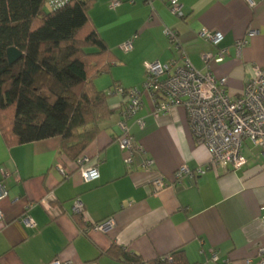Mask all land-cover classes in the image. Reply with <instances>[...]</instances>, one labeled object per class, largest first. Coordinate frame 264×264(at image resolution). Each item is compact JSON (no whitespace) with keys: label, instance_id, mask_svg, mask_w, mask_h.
Here are the masks:
<instances>
[{"label":"crops","instance_id":"obj_1","mask_svg":"<svg viewBox=\"0 0 264 264\" xmlns=\"http://www.w3.org/2000/svg\"><path fill=\"white\" fill-rule=\"evenodd\" d=\"M184 16L175 17L159 0H93L91 23L106 42L115 62L95 79L99 92L108 94L114 114L102 126L82 156L91 160L99 179L86 181L77 167L61 155V137L10 146L0 132V182L2 170L10 174L9 198L0 201V264H128L115 260L112 247L150 263L181 250L190 264H257L264 247V157L263 150L244 143L248 162L238 171L207 170L203 176L177 182V170L206 168L210 151L195 141L187 112L175 107L170 114L154 116L155 105L143 95V106L129 125L143 154L131 166L125 164L117 138L118 122L125 100L111 91L115 84L125 89L141 88L145 64L178 61L186 56L202 73L227 79L233 98L242 94L247 81L264 72V0H179ZM118 6L112 8V3ZM178 33L180 49L164 34ZM207 28L223 34L215 46L200 37ZM254 32L251 34L250 32ZM137 36L133 50L119 46ZM247 44L239 52L236 43ZM228 50L221 62L220 50ZM136 119H143L140 129ZM155 162V173L142 169L145 159ZM59 167L69 174L65 179ZM161 175L167 186L155 193L153 177ZM16 178H20L16 182ZM80 201L89 222L114 219L106 232L95 231L83 217L73 213ZM33 206L28 209L29 205ZM27 218L35 227L27 225ZM216 253L219 262H211Z\"/></svg>","mask_w":264,"mask_h":264},{"label":"trees","instance_id":"obj_2","mask_svg":"<svg viewBox=\"0 0 264 264\" xmlns=\"http://www.w3.org/2000/svg\"><path fill=\"white\" fill-rule=\"evenodd\" d=\"M93 0H71L44 12L46 0H0V132L10 146L61 137L72 163L96 139L114 112L95 79L116 60L91 23ZM23 57L10 64L7 51ZM81 217L80 215H76ZM128 264H190L183 251L150 263L112 247Z\"/></svg>","mask_w":264,"mask_h":264},{"label":"built area","instance_id":"obj_3","mask_svg":"<svg viewBox=\"0 0 264 264\" xmlns=\"http://www.w3.org/2000/svg\"><path fill=\"white\" fill-rule=\"evenodd\" d=\"M71 0H46V6L50 10H58L64 7ZM150 2V0H148ZM163 2L172 15L178 18L184 16L182 5L179 0H159ZM251 8L256 6L253 0H245ZM118 2L112 3L111 7L118 6ZM253 34L254 32H250ZM164 34L172 46L180 49L178 33L170 28L164 30ZM200 37L215 46L220 45L224 36L219 31H212L204 28ZM137 36L119 46L123 53L133 50ZM247 41L242 40L236 43L239 52L245 47ZM228 50L223 49L217 53L216 58L208 54L205 60L221 62L228 55ZM145 81L141 88L125 89L115 84L111 91L125 100L126 107L122 111V118L118 122L120 134L117 143L125 153V164L131 166L138 154H143V149L134 139L130 120L134 119L141 111L144 100L143 95L147 94L155 105L154 116L156 118L170 114L178 106L185 108L189 125L197 144L206 147L211 154V161L206 168L196 170L189 169L182 165L176 172V181L182 182L185 178L203 176L207 170L228 169L238 171L247 165V158L243 153L244 143L249 141L253 146L263 150L264 157V72L256 69V76L247 81L242 94L238 97H231L227 91V79H216L211 73L198 71L191 61L182 57L178 61L162 64L160 62H149L145 64ZM135 123L140 129L144 128L143 119H136ZM91 160L81 156L75 165L86 181H96L100 175L96 168H86ZM155 162L152 159H145L142 169L146 173H155ZM59 173L65 179L70 174L62 167ZM3 179L0 182V201L9 198L10 174L2 170ZM20 178H16L19 182ZM152 185L155 193L164 189L167 184L161 175L153 177ZM33 206L29 205L28 209ZM73 213L83 217L86 224H90L95 231L106 232L115 225L114 219L103 222H89L84 205L80 201L74 202ZM4 218L0 211V221ZM264 226V217L262 218ZM27 225L35 227V222L27 218ZM163 260L172 262V256L166 255ZM211 262L218 263L216 253L211 254ZM51 264H72L71 262L54 261ZM264 264V247L259 251V262Z\"/></svg>","mask_w":264,"mask_h":264},{"label":"water","instance_id":"obj_4","mask_svg":"<svg viewBox=\"0 0 264 264\" xmlns=\"http://www.w3.org/2000/svg\"><path fill=\"white\" fill-rule=\"evenodd\" d=\"M7 56L9 63L14 64L23 57V53L19 51L17 48H10L7 51Z\"/></svg>","mask_w":264,"mask_h":264},{"label":"rangeland","instance_id":"obj_5","mask_svg":"<svg viewBox=\"0 0 264 264\" xmlns=\"http://www.w3.org/2000/svg\"><path fill=\"white\" fill-rule=\"evenodd\" d=\"M44 12H45V13H48V12H49L47 6L44 7Z\"/></svg>","mask_w":264,"mask_h":264}]
</instances>
